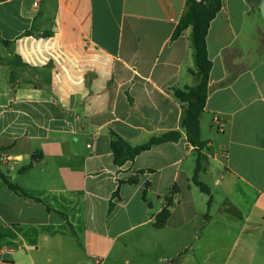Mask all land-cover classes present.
<instances>
[{
    "label": "crops",
    "instance_id": "1",
    "mask_svg": "<svg viewBox=\"0 0 264 264\" xmlns=\"http://www.w3.org/2000/svg\"><path fill=\"white\" fill-rule=\"evenodd\" d=\"M221 3L199 119L208 205L173 95L197 84L191 28L172 38L186 0H0V174L27 195L0 176V264H264V0ZM169 131L116 165L113 133L134 147Z\"/></svg>",
    "mask_w": 264,
    "mask_h": 264
},
{
    "label": "trees",
    "instance_id": "2",
    "mask_svg": "<svg viewBox=\"0 0 264 264\" xmlns=\"http://www.w3.org/2000/svg\"><path fill=\"white\" fill-rule=\"evenodd\" d=\"M187 11L178 21L174 32L172 34L173 40L177 39L184 30L191 28V42L194 58L195 69H190L189 73L197 79V84L194 87H184L183 89H175L174 97L185 104L184 115L181 119L180 126L185 131L187 141L190 145L194 146L198 150V157L196 159V168L193 170L191 180L196 188L202 194L209 197L208 205L210 204V190L209 188L200 181L199 175L204 171V163L207 158L202 155L200 151L204 149V144L200 139V127L199 119L204 111L206 98L208 95V76L209 71L212 69V62L208 58L206 50V38L209 29L210 22L216 17L220 11L222 3L221 0H186ZM31 32L27 31L23 35H30ZM48 35V34H44ZM112 142L110 148L114 155L116 165H124L127 162H132L135 157L140 155L142 152L149 151L153 146H157L163 143L171 142L175 143L181 139L179 132H166L160 136H156L150 139L148 143H143L138 146L128 145L122 138L113 133ZM3 181L8 186V189L13 191L15 194L23 197H27L23 191L18 187L12 185L6 177L0 174ZM136 178L130 179L127 183H136ZM172 194V193H171ZM117 196V192H115ZM142 197L146 200V193L143 191ZM172 207V199L168 197L166 199V206L163 208L161 213L155 217V227H162L168 217L170 216V208ZM113 208V203H109V211ZM63 219L67 221L64 215H61ZM70 226V224H69Z\"/></svg>",
    "mask_w": 264,
    "mask_h": 264
},
{
    "label": "rangeland",
    "instance_id": "3",
    "mask_svg": "<svg viewBox=\"0 0 264 264\" xmlns=\"http://www.w3.org/2000/svg\"><path fill=\"white\" fill-rule=\"evenodd\" d=\"M202 179H204V178H202ZM199 255V259H200V254H198ZM146 256V257H145ZM155 257H156V255H155ZM142 260H143V263H146V264H149L148 262H144V260H147V261H152L153 262V258H154V255H150V254H145V255H143L142 257ZM154 260H155V258H154Z\"/></svg>",
    "mask_w": 264,
    "mask_h": 264
},
{
    "label": "built area",
    "instance_id": "4",
    "mask_svg": "<svg viewBox=\"0 0 264 264\" xmlns=\"http://www.w3.org/2000/svg\"><path fill=\"white\" fill-rule=\"evenodd\" d=\"M34 5H36V3H34ZM213 122H214L215 124H218V125H219L218 129H219L220 131H222L223 126L220 125L219 118L216 117V118L213 120Z\"/></svg>",
    "mask_w": 264,
    "mask_h": 264
},
{
    "label": "water",
    "instance_id": "5",
    "mask_svg": "<svg viewBox=\"0 0 264 264\" xmlns=\"http://www.w3.org/2000/svg\"><path fill=\"white\" fill-rule=\"evenodd\" d=\"M260 11H261L262 17H264V3L261 4Z\"/></svg>",
    "mask_w": 264,
    "mask_h": 264
}]
</instances>
